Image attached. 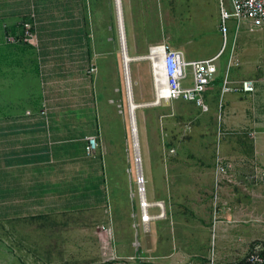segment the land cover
<instances>
[{"label":"crops","instance_id":"obj_1","mask_svg":"<svg viewBox=\"0 0 264 264\" xmlns=\"http://www.w3.org/2000/svg\"><path fill=\"white\" fill-rule=\"evenodd\" d=\"M89 10L87 0H0V233L11 232L17 243L26 238L27 259L33 264H113L118 257H131L136 244L146 264L157 259L165 264L186 263L190 255L178 251L176 243L190 230L175 225L164 228L161 220L150 222L146 232L141 227L134 232L138 240L124 245L133 254H119L117 222L119 217L130 220V216H126V204L117 209L111 174L104 170L108 166L106 158L111 166L112 151L102 139L99 45ZM25 22L33 24L34 41L7 43V36L21 34ZM229 26L234 36L230 39L228 32L230 48L221 59L227 54V64L233 49L237 66L246 70L264 65V28L242 23L236 49L239 30L235 31L232 22ZM226 64L221 69L223 76ZM92 67L97 69L95 74L90 73ZM261 97H255V104L264 114ZM245 99L234 102L235 109L249 108L253 112L252 102ZM228 106L227 113L234 111L230 102ZM164 118L159 121L161 143ZM240 120L246 121L244 117ZM255 128L256 163L264 169V121H258ZM88 137H96L98 142L91 156L85 152ZM144 142L148 161L160 171L162 160L158 156L151 159L152 140L147 129ZM131 187L129 184V191ZM250 191L247 206L225 210L204 227L207 233L217 232L213 236L216 264L234 261L236 257L227 251L222 258L221 249L246 246L255 239V231L264 242V209L258 208L261 223L255 225V189ZM258 191L259 205L264 206V196L261 189ZM55 217L81 222L53 224L51 219ZM160 249L165 252L162 256ZM54 254L61 260L54 262ZM247 255L239 264H245Z\"/></svg>","mask_w":264,"mask_h":264},{"label":"rangeland","instance_id":"obj_2","mask_svg":"<svg viewBox=\"0 0 264 264\" xmlns=\"http://www.w3.org/2000/svg\"><path fill=\"white\" fill-rule=\"evenodd\" d=\"M87 2L90 21L93 23L94 32H97L99 45L97 84L102 139L112 151L111 169L110 161L106 158L108 166L104 170L106 174H111V191L115 195L117 209L119 206L124 208L126 204V216H130V220L122 218L123 216L118 219L117 240L121 243L118 250L122 256L134 253L131 257H118L113 264H146L138 244L133 247V253L124 248L125 243L137 238L135 233L139 227L135 224L139 222L135 217L137 201L131 195L135 191L133 140L128 125L130 110L115 0ZM224 4L226 9H229L227 0H224ZM121 12L125 50L129 58L144 56L150 46L165 43L182 51L187 60H199L215 55L222 45L218 32V0H121ZM229 27V38L232 39L234 30ZM241 33L239 30L236 35V49L239 48ZM229 48L230 42L228 51ZM226 57L227 54L220 61L219 81L215 80L206 93L205 104L210 108L208 111L202 112L192 104L180 101L162 103L156 108L140 107L135 110L141 170L146 181L147 199L163 203L166 217L160 221L162 227L175 225L190 230L177 238V250L190 255V260L183 264H207L210 259L216 262L213 253L214 250L216 253V240L213 236L217 235V232L211 230L207 233L204 227L225 210L238 209L242 204L247 206L251 201L250 189H255V225L261 223L258 208L264 209V206L259 205L258 196V189H261L264 196V184H259L253 179L256 157L254 140L250 137V134L257 133L255 124L264 121L263 111L260 110L262 108L255 104V97L262 95L261 98H264V65H255L246 70L242 66L231 69L229 74L232 80L253 79L256 82L257 93L249 98L244 95L247 101L252 102L250 108H253V112L249 108L237 110L234 102L246 100L243 95L226 94L220 98V79L223 76L221 69H224ZM128 70L133 104L151 103L153 89L148 62L132 61ZM229 102L234 111L227 113ZM258 114L259 118L256 116ZM162 117H166L163 119L166 124L161 143L159 121ZM241 117L246 121L241 122ZM146 129L152 140L151 159L154 161L158 156L162 160L161 173L148 161L144 142ZM118 152L121 155L117 154ZM217 155L224 163L232 165L227 173L228 182L222 180L218 186L214 182ZM108 159L110 160V156ZM129 184L132 186L130 191ZM77 220L66 221L55 217L51 222H81V219ZM128 229L131 231H127ZM163 235L165 236V232ZM20 239L22 241L17 243L11 232L0 233V264H33L27 259L26 238ZM254 246H260V250L264 252V242L258 239L257 231L255 239L246 246L221 249L222 258L227 251L236 259L225 264H239ZM158 253L161 256L165 254L163 249ZM52 260L58 262L61 258L54 254ZM149 262L165 264L163 259Z\"/></svg>","mask_w":264,"mask_h":264},{"label":"built area","instance_id":"obj_3","mask_svg":"<svg viewBox=\"0 0 264 264\" xmlns=\"http://www.w3.org/2000/svg\"><path fill=\"white\" fill-rule=\"evenodd\" d=\"M219 1V24L218 30L222 38L220 51L206 59L187 60L182 51L174 49L165 43H158L148 48L144 56L134 57V61H146L151 71V81L153 89V99L151 103L144 104L142 107H160L162 103H174L177 101L191 103L202 112L207 110L205 104L206 93L209 86L215 81L219 72V63L222 55L225 53L228 45L229 24L232 22L235 31H238L242 23H248L256 29L264 28V0H227L229 9H226L224 0ZM21 34L7 36V43H30L33 42L34 28L33 24L25 22L21 24ZM124 45L121 43V51ZM233 49L226 64L224 76L221 78L220 97L226 94H240L254 96L256 82L251 79L240 81L232 80L229 76V69L237 66L232 54ZM132 59V58H131ZM97 69L92 67L90 73L95 74ZM129 72V70H128ZM129 114V111H128ZM133 151V164L135 176V191L131 193L137 201V213L135 217L138 224L144 232L148 230L149 223L155 220L165 219L166 213L161 201H148L146 196L145 179L141 170V158L139 155L138 139L134 136L133 123L128 118ZM255 141L256 133L250 134ZM85 152L91 156L95 154L98 148L96 137H88ZM128 162V160H127ZM255 175L254 180L259 184H264V169L256 161L254 162ZM232 165L224 163L219 155L215 160V185L218 186L222 180H227V173ZM111 169V166H110ZM130 172V170H129ZM228 182V180H227ZM104 231L105 228L101 227ZM111 231V224L107 227ZM207 264H216L210 259ZM245 264H264V253L258 247L254 248L246 257Z\"/></svg>","mask_w":264,"mask_h":264},{"label":"bare ground","instance_id":"obj_4","mask_svg":"<svg viewBox=\"0 0 264 264\" xmlns=\"http://www.w3.org/2000/svg\"><path fill=\"white\" fill-rule=\"evenodd\" d=\"M116 2L118 4V8H119V10H118L119 15L116 13V18H117V23L119 26L118 30H119V36H120V43H122L124 45V50L122 51L123 69H124V75H125V87H126V93H127V101H128L129 110H130V112H129L130 124H131V120H132L133 129H134V136L137 138V129H136V122H135V110L137 109V107H135V105L133 104L132 90L130 91L131 82H130V76H129V72H128V65L130 62H132L134 60H128L130 58L126 54L125 37H124V32H123V21H122V12H121V0H115V6H116ZM115 11H116V7H115ZM121 37H122V39H121Z\"/></svg>","mask_w":264,"mask_h":264},{"label":"water","instance_id":"obj_5","mask_svg":"<svg viewBox=\"0 0 264 264\" xmlns=\"http://www.w3.org/2000/svg\"><path fill=\"white\" fill-rule=\"evenodd\" d=\"M116 13L119 15V8H118V4H117V2H116ZM121 39H122V37H121ZM128 60H133V58L132 59H128ZM135 107H137V108H140V107H142V105H135Z\"/></svg>","mask_w":264,"mask_h":264},{"label":"trees","instance_id":"obj_6","mask_svg":"<svg viewBox=\"0 0 264 264\" xmlns=\"http://www.w3.org/2000/svg\"><path fill=\"white\" fill-rule=\"evenodd\" d=\"M217 81H219V79H217Z\"/></svg>","mask_w":264,"mask_h":264}]
</instances>
